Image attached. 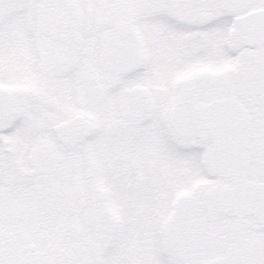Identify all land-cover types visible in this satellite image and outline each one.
Here are the masks:
<instances>
[{
    "label": "snow or ice",
    "instance_id": "snow-or-ice-1",
    "mask_svg": "<svg viewBox=\"0 0 264 264\" xmlns=\"http://www.w3.org/2000/svg\"><path fill=\"white\" fill-rule=\"evenodd\" d=\"M0 264H264V0H0Z\"/></svg>",
    "mask_w": 264,
    "mask_h": 264
},
{
    "label": "flooded vegetation",
    "instance_id": "flooded-vegetation-1",
    "mask_svg": "<svg viewBox=\"0 0 264 264\" xmlns=\"http://www.w3.org/2000/svg\"><path fill=\"white\" fill-rule=\"evenodd\" d=\"M219 211H220V214H221V215H226V214H227L225 209H219ZM114 212H115V214H117V215L119 214V213H118V210H115V209H114ZM117 243H118V238H117L116 235H114V236H113V239L109 242V244H108V246H107V248H106V252L111 251ZM159 255H160L161 257H166V256L170 255V252H169V250H168L167 248H162V249L160 250Z\"/></svg>",
    "mask_w": 264,
    "mask_h": 264
}]
</instances>
